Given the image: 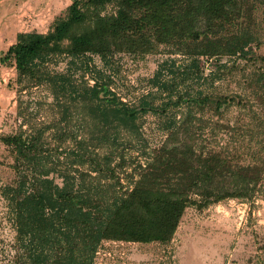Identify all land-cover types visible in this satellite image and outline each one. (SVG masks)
Here are the masks:
<instances>
[{
	"label": "trees",
	"instance_id": "obj_1",
	"mask_svg": "<svg viewBox=\"0 0 264 264\" xmlns=\"http://www.w3.org/2000/svg\"><path fill=\"white\" fill-rule=\"evenodd\" d=\"M107 3H114L116 12L97 14L94 25L84 27L89 17L83 5ZM259 4L264 0H73L68 15L47 33L18 34L0 62L15 64L19 97L48 83L54 104L69 96L80 113L88 112L98 145L110 151L89 150L85 138L78 140L74 130L56 122L24 129L28 119L20 133L3 138L14 152L15 176L2 187L15 229L12 264H93L106 241L170 242L190 206L255 198L264 180V117L255 113L252 126L246 125L259 138L245 144L243 139V146L230 124L229 143L202 150L183 132H192L191 116L198 110L221 115L235 105L237 96L212 86L232 75L239 59L254 60L246 84L255 94L253 103L264 107V54L256 51L261 44L255 19ZM141 8L145 13L139 17L135 11ZM151 31L158 41L172 43L187 62L165 60L150 79L149 92L130 101L105 81L102 69L92 68L91 55L109 65L123 39ZM62 56L69 73L49 71ZM195 77L202 82H194ZM189 80L185 91L181 85ZM154 94L160 100L148 99ZM149 113L165 121L158 123L167 132L163 143L144 152L145 165L132 160L128 171L124 158L113 165L123 140L117 132L133 136L141 115ZM46 132L54 133L48 138ZM69 138L74 143L67 150L63 145Z\"/></svg>",
	"mask_w": 264,
	"mask_h": 264
},
{
	"label": "rangeland",
	"instance_id": "obj_2",
	"mask_svg": "<svg viewBox=\"0 0 264 264\" xmlns=\"http://www.w3.org/2000/svg\"><path fill=\"white\" fill-rule=\"evenodd\" d=\"M72 3L73 0H0V23L6 28L10 27L9 32H6L7 38L0 40V56L16 43L19 33L50 31L58 19L68 15ZM83 6L89 17L84 27H92L97 14L111 15L117 9L114 3H107L102 7ZM144 13V8L135 11L139 17ZM255 19L256 31L261 40L256 51L264 54V4L256 7ZM148 29L153 30L152 26ZM132 35L134 37L129 40L123 39V43L117 47L119 51L111 54L109 65L95 54L91 55V64L92 68L95 66L105 72V81L121 97L137 102L138 98L149 92L150 79L161 63L168 58L181 61L186 58L178 55L172 43L158 41L152 31L146 36L139 33ZM253 64L255 65L252 58L239 59L232 75L217 80L212 86L217 92L237 96L235 105L221 115H214L205 108L191 116L194 123L189 128L192 132L183 133L189 134L190 139L197 140L199 149L229 143L231 139L227 124L235 126L238 145L243 146V139L245 144L251 138H259L251 129L250 132L246 131V125L252 126L255 113L259 118L264 117V107L253 103L255 94L246 84V76L253 72ZM168 66L172 67L170 64ZM207 67L211 68V65ZM67 69L66 56H62L59 62L50 63L48 68L51 72L69 73ZM86 79L91 84L94 83L90 76ZM194 82L199 84L202 80L195 77ZM190 85L189 80L181 87L186 91ZM19 88L15 64L11 61L0 62V264H12L15 237V229L2 196V187L15 176L14 152L3 138L20 133L21 123L28 119L31 123L24 125V129H36L56 122L59 128L74 130L78 134V140L85 138V145L89 150L98 151L101 155L110 151L105 145H98L96 129L90 125L88 112L84 110L80 113V108L69 96L63 97L61 105H56L50 85L46 82L28 89L27 93L21 94V98ZM147 97L155 101L161 98L158 94ZM247 102L249 105L245 109ZM250 105L252 110L249 109ZM23 115L27 117L24 119ZM157 120L152 113L144 114L137 122L139 132H134L133 136L126 131L117 132V136L123 140H120L118 147L120 158L113 165L124 158L128 162L125 168L130 171L133 168L130 163L132 160L135 161L134 164L147 163L144 152L148 153L151 148L160 146L167 134L158 126V123L165 121ZM53 133L46 132V136L49 138ZM73 143V139L69 138L63 147L69 150ZM51 146L54 151L57 145L53 143ZM121 176L126 175L121 173ZM123 183H127L124 177ZM93 264H264V180L251 202L228 198L203 208L188 207L173 239L166 244L106 241Z\"/></svg>",
	"mask_w": 264,
	"mask_h": 264
},
{
	"label": "crops",
	"instance_id": "obj_3",
	"mask_svg": "<svg viewBox=\"0 0 264 264\" xmlns=\"http://www.w3.org/2000/svg\"><path fill=\"white\" fill-rule=\"evenodd\" d=\"M10 27H7L3 24L0 23V40H5L7 38L6 32H9ZM10 33L8 34V38H9ZM15 38L17 36V34H14Z\"/></svg>",
	"mask_w": 264,
	"mask_h": 264
}]
</instances>
